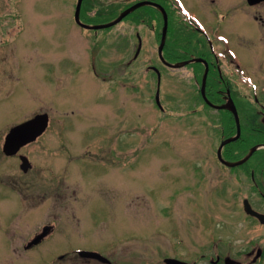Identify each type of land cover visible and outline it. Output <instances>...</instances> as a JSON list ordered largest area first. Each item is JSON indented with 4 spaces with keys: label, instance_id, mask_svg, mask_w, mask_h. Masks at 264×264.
<instances>
[{
    "label": "rangeland",
    "instance_id": "rangeland-1",
    "mask_svg": "<svg viewBox=\"0 0 264 264\" xmlns=\"http://www.w3.org/2000/svg\"><path fill=\"white\" fill-rule=\"evenodd\" d=\"M89 1L93 16L97 9L121 13L138 0ZM176 1L202 19L198 0ZM76 3L0 0V264H108L80 250L111 264H170L199 253L259 258L264 225L245 213L243 199L264 212V176L254 186L244 170L219 162L216 134L194 99L198 84L159 56L161 14L137 7L115 25L83 28ZM80 17L86 20L83 6ZM169 17L164 49L171 56H164L175 62L186 16L173 8ZM244 20L237 15L228 27L245 38ZM260 37L248 38L242 53L254 68L264 64ZM102 67L112 68L114 80L102 79ZM157 91L165 110L155 103ZM168 101L176 111H167ZM39 112L50 124L24 146L33 164L24 172L4 157L5 135Z\"/></svg>",
    "mask_w": 264,
    "mask_h": 264
},
{
    "label": "flooded vegetation",
    "instance_id": "flooded-vegetation-1",
    "mask_svg": "<svg viewBox=\"0 0 264 264\" xmlns=\"http://www.w3.org/2000/svg\"><path fill=\"white\" fill-rule=\"evenodd\" d=\"M153 1L164 6L172 4V0ZM196 5L199 10L204 6L202 9L203 17L202 19L196 18L189 12L183 26L182 53L185 55L184 61L186 63L182 68L186 70L188 81H194L198 84L196 98L194 99L199 100L202 109L207 112L205 115L207 120L203 121L204 124H212L211 129L216 134V139L218 140L216 156L218 157V150L224 139L238 132L234 108L239 114V138L243 139L244 142L230 147L228 145L230 143H226L222 149L223 157L229 160L225 157V152H236L238 147L242 148L244 145L251 148L255 145H260L262 147L258 151L264 152V64L261 65L260 61H258L254 68L252 61L248 62L242 58L248 38L251 42L257 32L261 33L260 43L263 44L262 47L264 48V0H210V2L198 0ZM237 15L245 16L244 21L248 27V33L245 35V38L235 35L233 30L228 27V22L234 20ZM252 25L258 28L254 30V33ZM139 41L140 39H138ZM232 45L238 46V54L235 49H227ZM133 58H138V54L136 53ZM132 62L134 64L135 60ZM261 62L264 63V60ZM125 63L123 60L120 62V64ZM206 67L208 68V76L210 74V78L205 83V97L202 93V79ZM110 70L112 68L104 67V74L108 75ZM200 75L201 80L198 82L196 77L199 80ZM103 79L108 81L107 76H103ZM194 99L185 100V111L193 107ZM225 104L227 106H223ZM177 108V106L169 103L167 111L174 112ZM23 149L24 147L12 156L4 154V157L6 159L10 157L19 159ZM220 163L229 170L232 169V167L230 169L229 165ZM248 168L250 169L252 179L255 178L256 171L261 172L259 175L261 182V175L264 176V162ZM196 169L198 168L196 167ZM255 183L257 185L256 179ZM259 194L264 198L263 190H260ZM40 240L36 243L39 244ZM30 245H32V242H29L27 247ZM262 249L261 256L254 260L236 259L233 261L223 256L221 257L220 254H216L215 259H206L204 258L205 254L199 253L196 258L186 261L188 262L186 264H263L264 248ZM247 253L248 251L245 252V254Z\"/></svg>",
    "mask_w": 264,
    "mask_h": 264
},
{
    "label": "water",
    "instance_id": "water-1",
    "mask_svg": "<svg viewBox=\"0 0 264 264\" xmlns=\"http://www.w3.org/2000/svg\"><path fill=\"white\" fill-rule=\"evenodd\" d=\"M82 1L83 0H78L76 12H75V18H76V21L80 25H82L86 28H102V27L111 26V25L116 24L119 21H121L133 9H135L141 5H144V4H149V3L153 4V2H151V1L138 2V3L134 4L133 6L129 7L128 9H126L125 11H123L116 19H114L108 23L91 25V24H86L80 20V9H81ZM161 9L164 13V28H163L162 42H161L160 47H159V52L162 56L164 39H165L167 26H168V16H167V13L164 10V8L161 7ZM163 60H164V58H163ZM183 63L184 62L176 63V64H171V63H167V64L178 67V66L183 65ZM206 76H207V72L204 74V78H203L204 83L206 80ZM157 98H158V95H157ZM232 105L234 106L233 103H232ZM234 112H235V114H237L235 108H234ZM48 125H49V114L47 112H42V113H37L32 118H30V119H28V120H26V121H24L18 125L13 126L10 129L9 133L6 135V139L4 142V152L8 155H12V154L17 153L23 145L36 140L37 137L40 136L47 129ZM236 137L229 138L225 142L231 141V140L235 139ZM255 149H256V147L252 148L243 158H241L240 160H238L236 162H228V161L224 160L221 156L220 151H219V157L221 158L222 161H224L225 163H227L229 165H238L240 163L245 162L249 158V156L251 154H253ZM21 160H22L21 168L24 171H27L29 169V167H31V162L29 161V159L26 155H21ZM244 209L248 214L257 217L260 220V222L264 223V213H261V212L255 210L247 198L244 199ZM42 235L43 234L39 235L37 237V239H39ZM79 254L83 257L95 258V259L101 260L102 262H105V263L111 262V260L108 257H106L105 255H103L99 252L80 250ZM167 262L172 263V264H185L183 261H180V260L174 259V258H168Z\"/></svg>",
    "mask_w": 264,
    "mask_h": 264
},
{
    "label": "trees",
    "instance_id": "trees-1",
    "mask_svg": "<svg viewBox=\"0 0 264 264\" xmlns=\"http://www.w3.org/2000/svg\"><path fill=\"white\" fill-rule=\"evenodd\" d=\"M82 6H83V14H84V17L86 18V21L88 23H102V22H107L109 20L114 19L115 17H117L119 15V12L118 11H113L111 13H108L107 15H103L106 12L104 10H102V9H97L96 13L93 16H89L88 15V10L92 9V3L89 0H84ZM172 9L167 8L168 13H170V11ZM144 16L148 17V15H145V14H144ZM182 45H183L182 39H179L178 38L177 39V45L175 47H178L179 49H181ZM167 55L171 56V51L168 50L167 51ZM184 58H185V55H183V53L181 52V54L179 53L178 55L174 56V59L173 60H182ZM233 145H237L236 141L232 142L230 146H233ZM249 150H250V146L244 145L242 148H239L238 147L236 149V152L235 151L234 152H227V153H225V155H226L227 158H230L232 160H237V159H240L241 157H243ZM261 155H264V152L263 151H257V152H255L253 154V156L250 157V159L247 162L241 164L238 167H245V165L246 164H249V161L251 159H253V158L256 159V161L259 160V158H261Z\"/></svg>",
    "mask_w": 264,
    "mask_h": 264
}]
</instances>
